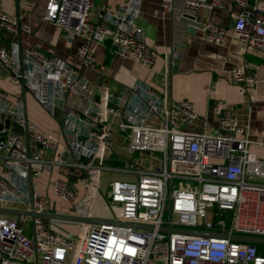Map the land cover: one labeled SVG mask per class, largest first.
I'll return each mask as SVG.
<instances>
[{"label": "built area", "instance_id": "2783aa9c", "mask_svg": "<svg viewBox=\"0 0 264 264\" xmlns=\"http://www.w3.org/2000/svg\"><path fill=\"white\" fill-rule=\"evenodd\" d=\"M228 1L237 9L233 36L264 58V2ZM160 2L164 12L172 9L173 0ZM19 3L27 6L31 1ZM205 4V0H185V9L196 11ZM208 7L221 6L214 0ZM139 13L137 0H126L114 9L105 6L99 14L95 0H46L43 20L78 42L74 65L25 49L22 78L49 111L55 102L62 104L66 131L62 137L57 132L41 135L27 123L32 143L27 146L21 136L0 130V208L12 205L25 212L55 213L58 200L69 206V215L117 224L44 223L39 217L0 215V264H264V248L230 238L264 239V142L249 138L248 125L217 101L211 110L214 126H208L190 102H173L147 86L133 92L138 104L129 98L119 109L109 104L106 88L80 76L82 70L100 75L95 50L103 42L142 67L154 65L157 55L145 44ZM17 25L16 17L0 9V31L15 34ZM201 30L202 40L212 44H220L225 33L213 23L202 24ZM20 31L28 33L26 28ZM164 64L167 69L165 57ZM0 66L15 91L11 96L0 89V124L9 119L23 128L15 49L0 47ZM257 67L247 62L230 71V80L241 94L254 87L249 71ZM80 126L83 131L78 132ZM115 126L127 132L128 154L139 152L143 161L124 167L105 164ZM53 170L59 177L48 180L45 193L37 191L34 180ZM104 174L129 178L107 183L103 199L111 218L93 213ZM58 224L74 231L52 228ZM126 224L153 229L137 230ZM161 227L213 235L164 233Z\"/></svg>", "mask_w": 264, "mask_h": 264}, {"label": "crops", "instance_id": "0c3cea01", "mask_svg": "<svg viewBox=\"0 0 264 264\" xmlns=\"http://www.w3.org/2000/svg\"><path fill=\"white\" fill-rule=\"evenodd\" d=\"M30 1L31 4L26 6L21 5L19 0H0V9L16 17L20 29L28 30V33L16 30L15 34L0 31V47L6 51L15 49L16 57L25 49H35L55 61L74 65L73 54L77 40L67 39L60 28L43 20L46 0ZM137 1L140 7V22L145 31V44L157 55L154 65L142 67L129 57L114 52L108 42H103L97 45L95 50V63L100 75L82 70L81 78L97 87L106 88L109 104L119 109L124 108L129 98L132 99L138 86H147L158 95L166 94L167 99L173 102L188 101L197 115L211 127L213 125H210L209 121L212 119L213 122L212 106L220 101L230 108L241 122L248 125L249 138L252 141L264 142V58L257 51L246 48L233 36L232 26L237 9L228 0H215L221 7L210 8L208 6L214 0H205L206 4L196 10L202 24L213 23L225 30L221 43L212 44L202 40V28H197L192 34L186 32L187 27L181 22L182 16L191 14L192 11L185 9V0H173L169 12L163 11L160 0ZM125 2L126 0H95V12L99 14L105 6L114 9ZM164 57L167 59V69ZM247 62L258 66L255 71H249L255 78V85L241 94L239 87L230 80V71L243 68ZM0 89L11 96L15 93L6 76H0ZM45 104L39 103L37 98L29 94L25 95L21 106L27 123L41 135L57 132L62 137V104L61 121L54 117V107L49 111ZM80 131H83L82 126L78 128V132ZM9 132H12L11 128ZM126 135V131L115 126L108 152L114 155L123 153L122 145ZM19 136L23 139V131ZM125 149L127 152V147ZM41 154L45 158L50 157V154ZM107 161L106 154L105 164ZM56 177H59L56 170L44 171L34 180L35 189L45 193L48 180ZM102 178L129 179L122 174H104ZM75 187L81 193L78 183H75ZM59 204L60 207H57ZM54 205L55 213H69L66 203L55 200ZM6 208L18 207L9 205ZM61 226L58 224L52 228L62 229ZM66 230L72 232L74 227L69 226ZM27 234H32L30 229Z\"/></svg>", "mask_w": 264, "mask_h": 264}, {"label": "water", "instance_id": "95a60500", "mask_svg": "<svg viewBox=\"0 0 264 264\" xmlns=\"http://www.w3.org/2000/svg\"><path fill=\"white\" fill-rule=\"evenodd\" d=\"M183 24L186 25V32L192 34L197 28H202V23L200 22L199 16L196 13V11H192L191 14H184L182 16V21ZM20 27L19 23L17 25V31L19 32ZM18 64H19V74H20V96H21V101L24 102L25 100V95L29 94L33 98L36 99L35 95L33 92H31L25 85L24 80L22 78L24 74V63H23V57L22 54L19 53L18 55ZM0 76H5V71L3 68L0 66ZM25 124L23 127V139L25 144L32 145V143L28 140V133H27V120L25 117V114L23 112ZM11 128V122L9 119H5L3 121V124H0V130H8ZM61 133L63 134V129L61 128ZM5 132H2L1 135H4ZM64 158L65 155H62ZM73 159H69V162H72ZM28 189H29V194L31 195L32 193V180L30 177V174L28 173ZM0 214H5V215H11V216H16V215H24L29 217L31 220L34 218H42L44 223H46L48 220H53L59 223H71V224H77V223H89V224H100V223H113L117 224L114 222H108L105 220H99L96 218H81L69 214H58V213H45V214H36L32 211L30 212H25L20 209H12V208H0ZM127 226L137 229V230H152L153 228L151 226L147 225H140V224H126ZM47 226V225H46ZM159 231L164 232V233H169V232H175V233H183V234H188L192 236H212L213 234L211 233H206V232H200V231H195V230H184V229H168L161 227L159 228ZM231 240L233 241H240V242H245V243H250V244H255V245H264V239L263 238H257V237H248V236H238V235H232L230 236Z\"/></svg>", "mask_w": 264, "mask_h": 264}, {"label": "rangeland", "instance_id": "374dc122", "mask_svg": "<svg viewBox=\"0 0 264 264\" xmlns=\"http://www.w3.org/2000/svg\"><path fill=\"white\" fill-rule=\"evenodd\" d=\"M131 100H132L133 104H138V101L135 100L134 97H132ZM53 114H54V117L58 121L62 120L60 117V103L59 102H56L54 104ZM209 124L214 126L212 119L209 121ZM11 130L15 134L22 135L23 128L21 126H19L16 121L12 120L11 121ZM207 132L209 134H213V131L210 129H208ZM127 144H128V140L126 138V140L124 141V143L122 145L124 152L121 154L114 155L111 152L109 153L107 151L108 161L106 162V164L109 166H113V167H118V166L124 167V166H126V163H128V162L131 164H136L137 162H141L145 159V156L141 155L139 152H134L132 154H128L126 152V149H125L127 147ZM108 181H109V179L102 178L101 185H100V194L101 195L100 194L98 195L97 202L95 204L94 212H93L95 216L107 217V218L112 217V212L107 209L105 202H104V199H103V196L105 198L107 197L106 196V189H107ZM174 185L176 186L177 182H174ZM57 207H60V204ZM166 216H167V212L165 213V217ZM61 225H62L61 226L62 229H64V230H66V228L69 227V226H66L63 224H61ZM259 248L262 250L264 248V245H260Z\"/></svg>", "mask_w": 264, "mask_h": 264}, {"label": "trees", "instance_id": "16d2710c", "mask_svg": "<svg viewBox=\"0 0 264 264\" xmlns=\"http://www.w3.org/2000/svg\"><path fill=\"white\" fill-rule=\"evenodd\" d=\"M259 248V247H258ZM260 249V248H259Z\"/></svg>", "mask_w": 264, "mask_h": 264}]
</instances>
